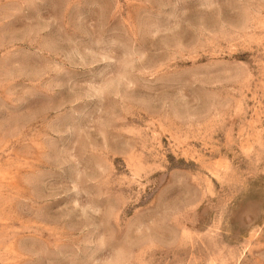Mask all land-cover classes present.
Wrapping results in <instances>:
<instances>
[{
    "label": "rangeland",
    "instance_id": "rangeland-1",
    "mask_svg": "<svg viewBox=\"0 0 264 264\" xmlns=\"http://www.w3.org/2000/svg\"><path fill=\"white\" fill-rule=\"evenodd\" d=\"M0 264H264V0H0Z\"/></svg>",
    "mask_w": 264,
    "mask_h": 264
}]
</instances>
